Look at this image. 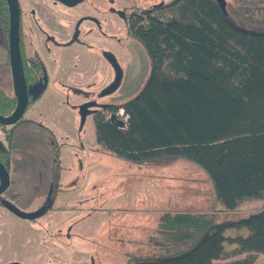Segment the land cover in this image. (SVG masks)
Listing matches in <instances>:
<instances>
[{"label":"trees","instance_id":"1","mask_svg":"<svg viewBox=\"0 0 264 264\" xmlns=\"http://www.w3.org/2000/svg\"><path fill=\"white\" fill-rule=\"evenodd\" d=\"M239 6L170 0L131 17L128 31L149 58V75L136 96L109 108V115L121 109L124 127L93 115L96 142L113 156L152 166L192 162L228 211L264 198V0ZM11 102L0 94V111ZM243 228L245 235H224ZM156 234L159 250L128 264H252L264 254V209L223 221L165 214ZM225 244L245 257L224 262Z\"/></svg>","mask_w":264,"mask_h":264},{"label":"rangeland","instance_id":"2","mask_svg":"<svg viewBox=\"0 0 264 264\" xmlns=\"http://www.w3.org/2000/svg\"><path fill=\"white\" fill-rule=\"evenodd\" d=\"M30 1V8L40 11L51 6L49 0ZM119 1H124L123 6L132 2L134 7L147 8L170 0L105 1L103 9L108 10L109 22L105 53L115 59L121 70L118 87L101 95L114 80V67L100 56V47L81 49L76 53L80 59L77 75L70 82L73 92L69 87L64 89L68 84L63 81L57 84L60 94L51 92V83V91L29 105L23 114V118H32L44 128L21 124L10 142L0 129V142L12 154L10 177L16 181L14 190L20 194L16 208L29 213L48 204L44 215L36 220L19 218L0 204V264H128L131 259L159 250L161 242L152 230L166 212L213 215L214 220L223 221L245 218L264 209L262 198L224 210L215 199L210 179L192 162L177 159L167 166L129 164L96 142L93 115L100 112L108 116L109 107L136 96L150 71L149 58L130 35L127 20L111 12L120 7ZM242 1L252 0H224L234 9L242 7ZM62 9L68 10L63 6L58 9L59 20H64ZM76 9L69 12L78 14ZM2 41L0 33V64L6 58ZM66 58L62 54V59ZM60 73L63 77L67 71ZM5 84L0 81L10 94ZM88 102L81 122L80 108ZM120 111L115 114L124 121ZM128 198L139 201V223L134 226L123 217L132 212ZM0 199L6 201L4 197ZM246 233L244 228L224 231L229 236ZM224 247L230 255L226 263L245 257L244 253L232 254L234 244ZM263 260L264 254H257L252 264Z\"/></svg>","mask_w":264,"mask_h":264},{"label":"flooded vegetation","instance_id":"3","mask_svg":"<svg viewBox=\"0 0 264 264\" xmlns=\"http://www.w3.org/2000/svg\"><path fill=\"white\" fill-rule=\"evenodd\" d=\"M16 1L19 9L18 31L20 65L24 81V89L27 94V106L24 110L25 112L29 105L35 103L44 94L51 91V83L54 88L51 92L60 94L61 91L58 90L59 85L57 84H61V81L68 84L65 85L64 89L69 87V89H71V93L73 92L70 82H72L77 75V68L80 59L77 57L76 53L81 49L88 50L91 46L100 47V56L103 55V57L107 59L105 56V47L109 22L108 17L106 16L108 10L107 8L105 10L103 9V6L106 7V0H79L74 4H67L61 0H49L51 6H49V8L44 6L42 8L43 10L41 11L36 9V7L31 6L32 8H30V0ZM123 2L119 1L120 7L118 9L111 10V12L121 19L125 18L127 20V24L131 17L140 14L142 10L161 5L156 4L144 8L142 6L134 7L132 2H128L127 5L123 6ZM61 6L68 9L67 11L62 9L64 20H59L60 18L57 17V15H60V10L58 9ZM26 8L28 9V13L27 10H25ZM71 9H76L78 14L69 12ZM9 27V4L7 0H0V33L3 40V45L6 48V58L0 64V81L6 82V88H8L10 93L7 94L5 89L0 86V94L3 97H8L12 100L9 108L4 107V110L0 111V115L3 116H5L6 113L12 111V109L14 111L17 104V99L15 97L13 88L12 70L9 55ZM86 39L91 40V42L86 41ZM62 54L67 58L62 59ZM61 70L67 71L63 77H61ZM39 85H43V88L41 92L34 97L36 90L40 87ZM88 104L89 102L82 105L80 111L83 109L86 113ZM23 114L14 124L6 126L0 124V129H2L3 135H5L7 141H11L12 134L21 124H34L38 127L44 128L42 124L34 121L32 118H23ZM39 115L41 114L39 113ZM11 157L12 154L9 147L5 148L0 142V162L4 165L3 158H8L9 161L8 166H6V164L4 165L9 177L8 186L0 194V198L4 197V200L6 201H0V204L5 211H9L13 215L22 218L13 211V209L18 210L15 205L17 203V198L20 197V194L14 190L16 187V181L10 177ZM55 174L56 173H54V176ZM14 191L16 193H14ZM34 194H37V192ZM45 207H48L46 202L42 206L38 208L36 207L32 212L28 213L33 214L42 211L40 216L34 219H22L36 220L40 218L42 215H44ZM18 212L22 211L18 210Z\"/></svg>","mask_w":264,"mask_h":264},{"label":"water","instance_id":"4","mask_svg":"<svg viewBox=\"0 0 264 264\" xmlns=\"http://www.w3.org/2000/svg\"><path fill=\"white\" fill-rule=\"evenodd\" d=\"M67 4H74L79 0H61ZM216 3L220 6L221 9H224L225 2L224 0H215ZM10 9V27H9V55H10V64L12 70V79H13V88L14 94L17 99V104L14 111L8 115L3 116L0 115V124L1 125H11L16 123L19 118L22 116L26 106H27V94L24 89V81L21 72V65H20V54H19V9L16 0H7ZM107 59L112 63L114 70H115V77L113 82L101 93V95H106L113 92L119 85L121 80V70L117 65L115 59L110 56L109 54H105ZM40 87L36 90L34 95L37 96L42 88L43 85H39ZM84 108V107H83ZM85 111L81 110V122L84 121L85 118ZM110 121L119 128L124 127V121L119 119L116 114L112 113L109 115ZM8 172L4 165L0 162V194L6 189L8 186ZM20 217L27 218V219H34L42 214V211L37 213L28 214L24 212H18V210H14Z\"/></svg>","mask_w":264,"mask_h":264},{"label":"crops","instance_id":"5","mask_svg":"<svg viewBox=\"0 0 264 264\" xmlns=\"http://www.w3.org/2000/svg\"><path fill=\"white\" fill-rule=\"evenodd\" d=\"M115 157V156H114ZM117 159H119V158H117ZM119 160H121L122 161V159H119ZM124 161V160H123ZM124 162H127V161H124ZM129 164H134V163H131V162H128ZM132 183H134V181L132 182ZM135 186V185H134ZM137 186V185H136ZM135 186V187H136ZM136 188H138V187H136ZM132 198V197H131ZM128 201H130V205H128V206H131V208H132V212H130V213H128L127 215H123V217H124V219H125V221L128 223V224H131L132 226H134V225H136V223H139V216L137 215L139 212H137L136 210H139V209H137V205H138V202L139 201H137V200H135V201H132V199H130V198H128ZM219 204V203H218ZM124 207V206H123ZM125 208V207H124ZM129 208V207H128ZM170 212H166V213H164V214H162L161 216H160V218L163 216V215H165V214H169ZM197 214H199V213H197ZM169 215H171V214H169ZM125 216H127V220H126V217ZM160 218H159V220H160ZM131 219H133V222H131L130 220ZM159 220H158V223H159ZM158 223L156 224V226L153 228V234L154 235H156V231H157V227H158ZM156 247V246H155ZM158 248V247H157ZM151 253H153V252H151ZM143 256H145V255H143Z\"/></svg>","mask_w":264,"mask_h":264},{"label":"built area","instance_id":"6","mask_svg":"<svg viewBox=\"0 0 264 264\" xmlns=\"http://www.w3.org/2000/svg\"><path fill=\"white\" fill-rule=\"evenodd\" d=\"M118 114H119V115H122V111H120ZM108 117H109V115H108ZM125 119H126V118H125Z\"/></svg>","mask_w":264,"mask_h":264}]
</instances>
